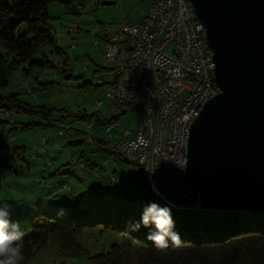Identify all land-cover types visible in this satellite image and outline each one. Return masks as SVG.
<instances>
[{
    "label": "rangeland",
    "instance_id": "rangeland-1",
    "mask_svg": "<svg viewBox=\"0 0 264 264\" xmlns=\"http://www.w3.org/2000/svg\"><path fill=\"white\" fill-rule=\"evenodd\" d=\"M150 8L149 0H85L83 5H77V14L68 13L57 2L49 6L50 25L58 44L79 65L72 67L73 63L70 64L71 69L64 73L54 67L40 70L37 74L41 76V81L47 79L54 82L45 90H37L34 77L25 79L21 71L15 72L9 85L0 89V95L19 93L21 99L29 104L54 110L47 118L41 113L17 114L14 110L8 111L7 121L0 119V136H5L9 147L26 148L25 160L17 161L13 170L0 167V203H8L15 208V216L25 218L41 209L54 210V205L59 207L62 203L70 204L85 192H100L105 196L111 194L132 204H139L142 198L150 197L143 169L109 151L114 139L106 140L104 149H101L96 139L94 143H90L86 137L88 129L75 116L83 110L90 114L101 112L105 119L114 115L105 105L103 108L95 105L97 100L106 102L104 87H91L92 89L87 90L82 86L87 82L92 86L97 85L98 79L112 77L111 73L109 76L100 68L114 67L113 61L109 59L112 57L108 56L104 39L100 35H113L114 30L117 33L121 29L122 20L137 19L143 12L149 13ZM73 27L78 32L70 35L69 30ZM95 40H98V45H95ZM50 57L56 63L61 60L52 54ZM85 67L87 70L81 72V68ZM98 69L99 72L96 71ZM64 83H69L70 86ZM92 122V132L99 138L104 137V128L95 121ZM120 123L122 132L127 129L133 133L138 125V114L130 107L125 115L120 116ZM70 128L80 130L81 134L76 135ZM82 153L85 154L80 157ZM51 162L54 163L52 167L48 165ZM63 165H68V174L51 176ZM63 184H67L71 191H67ZM76 241L89 255H94L108 251L113 244L122 243L123 235L102 226L87 227L76 237ZM30 264L92 262L88 256H77L48 245L31 259Z\"/></svg>",
    "mask_w": 264,
    "mask_h": 264
},
{
    "label": "trees",
    "instance_id": "trees-1",
    "mask_svg": "<svg viewBox=\"0 0 264 264\" xmlns=\"http://www.w3.org/2000/svg\"><path fill=\"white\" fill-rule=\"evenodd\" d=\"M149 1L151 4L153 0ZM55 2L62 4L68 13L77 14V5H83L85 0H0V89L7 87L11 76L18 71L25 79L34 77L37 90L54 84L47 79L41 81L37 74L40 70L54 67L63 73L67 71L70 58L58 44L50 25L49 6ZM51 54L60 57V62L56 63ZM0 108L7 114L15 110L17 114L41 113L46 118L54 113V110L23 101L19 93L1 94ZM75 116L85 127L86 123L93 125L92 120L102 122L99 112L81 111ZM70 129L81 134L75 128ZM25 151V146L10 148L5 136H0V167L13 170L17 161L25 160ZM68 173V165H63L51 175ZM149 196L142 198L139 204H132L111 194L85 192L70 204L54 205V210L41 209L25 218L15 216L23 233V264H30L48 245L77 256H88L92 264H264V215L181 208L164 204L150 192ZM153 200L171 208L179 237L178 241L168 238L163 248L147 239L149 231L154 229L141 226L139 231L133 232L127 227L129 221L139 220L145 206ZM97 226L120 232L122 243L89 255L76 237L84 228Z\"/></svg>",
    "mask_w": 264,
    "mask_h": 264
},
{
    "label": "water",
    "instance_id": "water-1",
    "mask_svg": "<svg viewBox=\"0 0 264 264\" xmlns=\"http://www.w3.org/2000/svg\"><path fill=\"white\" fill-rule=\"evenodd\" d=\"M190 1L219 92L190 126L182 193L161 201L264 215V0Z\"/></svg>",
    "mask_w": 264,
    "mask_h": 264
},
{
    "label": "built area",
    "instance_id": "built-area-1",
    "mask_svg": "<svg viewBox=\"0 0 264 264\" xmlns=\"http://www.w3.org/2000/svg\"><path fill=\"white\" fill-rule=\"evenodd\" d=\"M167 6L169 13H174L170 35L161 36V18L166 13H162V7L152 10L151 5L149 12H153L154 25L151 28H135L134 38H141V46H137L141 49V58L129 59L125 53L118 62L113 83L105 86V107L110 111V103L123 93V84L135 80V97H127L126 103L135 104L138 125L134 137L122 138V142L114 143V153L120 154L123 159L140 162L145 181H155L159 192L165 194L172 190L173 195L178 196L182 193L186 177V145L190 126L204 103L218 94L219 87L205 28L197 21L191 1L179 0L167 3ZM145 16L146 12H143L133 21L143 20ZM75 32L73 27L70 33ZM115 42L121 49L119 37H115ZM64 85L68 86L67 83ZM155 98H163L164 125L156 126L154 123V127H147L145 112L153 113L152 101ZM98 101L102 100L95 102L97 108ZM141 102H148V109H141ZM113 113L115 117L104 126L103 138L112 137L113 130L119 126L118 116L121 114ZM7 116V111L0 108V119L6 120ZM147 130H154V137L146 143L145 154H138L137 143H141V133ZM128 134L129 130H126L124 135ZM159 136H166V144H159ZM86 137L93 142L96 139L92 129L86 130ZM53 164L48 165L52 167ZM81 166L85 167L84 164ZM63 187L70 191L67 184Z\"/></svg>",
    "mask_w": 264,
    "mask_h": 264
},
{
    "label": "bare ground",
    "instance_id": "bare-ground-1",
    "mask_svg": "<svg viewBox=\"0 0 264 264\" xmlns=\"http://www.w3.org/2000/svg\"><path fill=\"white\" fill-rule=\"evenodd\" d=\"M179 0H153L151 2L152 10H160L162 7V13H166L161 18V36H169L171 32V27L174 23V13H169V6L167 3H177ZM183 2H190V0H183ZM121 29L118 31L115 36L111 39L107 46V54L109 57L115 58L116 65L113 69L114 76H116V66L118 62L127 55L129 59L141 58V49H137V46H141V38H134L135 28L144 29L151 28L154 25V15L153 12L146 13V16L143 20L133 21V20H123L121 21ZM70 28V32H71ZM115 37H119V47L118 42H115ZM136 84L135 80H128L126 84H123V93H120L117 96V99H114L110 103V111L115 112V114H122L124 106L126 104L127 97H135ZM105 105L104 102L98 101V108H102ZM152 112H145V122L147 127H154L164 125V113H163V98H155L152 101ZM141 109H148V102H141ZM86 128L88 130L92 129V123H86ZM154 137V130H147L144 133H141V143H137V153L145 154L146 143L149 142V139ZM87 140L92 143L91 138L88 137ZM117 142H122V139ZM159 144H166V136H159ZM112 151L115 152V145L112 147ZM118 156L120 154L116 153ZM128 162L140 166V162H135L134 160H127ZM143 173H144V168ZM146 187L150 194L162 200L164 193L159 192L160 195H156L153 192L150 182L145 181ZM179 206V205H178ZM177 206V207H178ZM180 207V206H179ZM182 208V207H181Z\"/></svg>",
    "mask_w": 264,
    "mask_h": 264
},
{
    "label": "clouds",
    "instance_id": "clouds-1",
    "mask_svg": "<svg viewBox=\"0 0 264 264\" xmlns=\"http://www.w3.org/2000/svg\"><path fill=\"white\" fill-rule=\"evenodd\" d=\"M149 182L153 192L160 195L156 182L151 179ZM14 216L15 208L8 203H0V264H23L24 261L23 233ZM141 226L154 229L149 231L147 239L153 241L158 248L165 247L168 238L178 241L171 208L161 206L155 200L145 206L139 220L129 221L127 224L133 232L139 231Z\"/></svg>",
    "mask_w": 264,
    "mask_h": 264
},
{
    "label": "crops",
    "instance_id": "crops-1",
    "mask_svg": "<svg viewBox=\"0 0 264 264\" xmlns=\"http://www.w3.org/2000/svg\"><path fill=\"white\" fill-rule=\"evenodd\" d=\"M139 18V17H138ZM134 20H136V19H134ZM115 31L116 30H114L113 31V35L115 34ZM77 32H78V30H77ZM112 35V33H106V34H102V35H100L103 39H104V42H105V50L107 49V46H108V43H109V41H110V39L113 37V35ZM82 40H83V38L80 40V42H82ZM98 45V40H97V43H95V45ZM65 51V50H64ZM66 52V51H65ZM67 53V52H66ZM67 56L70 58V55H68V53H67ZM109 59H111L112 61H113V63H114V67H115V65H116V60H115V58H109ZM114 59V60H113ZM73 60H71V58H70V64H72L73 63V66L72 67H74V66H77V65H79V63H78V61L77 60H74L73 62H72ZM69 64V65H70ZM114 67L113 68H105V67H100L101 69H104L105 71H106V73L109 75L110 73H111V78H109V77H104V78H100V79H98V80H101V81H98V83H97V85H99V86H95V85H93L92 86V84L90 83V82H87V86H85L84 87V89H92L91 87H93V88H99V87H104L105 88V86H107V85H109V84H111L113 81H114V75H113V69H114ZM75 68H77V67H75ZM71 68L70 67H68V69L67 70H70ZM84 70H87L86 69V67L85 68H81V72L82 71H84ZM97 72H99L100 70L98 69V70H96ZM65 75V74H64ZM79 76V75H78ZM77 76V77H78ZM107 76V75H106ZM110 76V75H109ZM73 77V76H72ZM83 86H84V84H83ZM82 86V87H83ZM105 98H106V95H105ZM134 106H135V104L133 103V102H128V103H126L125 104V106H124V111H123V113L121 114V115H125L127 112H128V110H129V108L130 107H132L133 108V111L136 113V114H138L135 110H134ZM103 108V107H102ZM107 109V108H106ZM83 111H86V110H83ZM109 111V110H108ZM99 115H100V118H101V120H102V122L101 123H98V122H96L95 121V123H97V125L98 126H101V127H103L104 128V126H105V124H103V123H105V122H107V121H109L114 115H112L109 119H105L104 117H103V115H102V113L101 112H99ZM120 115V116H121ZM120 116H118V120H119V126L117 127V128H115L114 130H113V135H112V137H110V138H99V136L98 135H95V137H96V140L97 141H99V144L101 145V149L103 148H105L103 145L105 144V141L106 140H108V139H114V141H112V146H111V148L110 149H112V147H113V144L115 143V142H117V140H120V139H122V138H128V137H134V135H135V131L132 133L130 130H129V134L128 135H124V132L127 130H125L124 132H122V130L120 129L121 128V123H120ZM78 120V119H77ZM93 121V120H92ZM92 127H93V125H92ZM70 130H72V131H74V133L76 134V135H78L77 134V131H75V130H73V129H70ZM76 130H78V129H76ZM78 131H80V130H78ZM104 131H105V129H104ZM80 134V133H79ZM122 136V137H121ZM71 142H74V141H71ZM95 142V141H94ZM93 142V143H94ZM109 149V151L111 152V150ZM112 153V152H111ZM84 154L85 153H83V156H84ZM82 155V154H81ZM81 155H80V157H81ZM58 175V174H57ZM52 176V175H51ZM54 176V175H53ZM114 178V177H113ZM112 178V179H113Z\"/></svg>",
    "mask_w": 264,
    "mask_h": 264
}]
</instances>
